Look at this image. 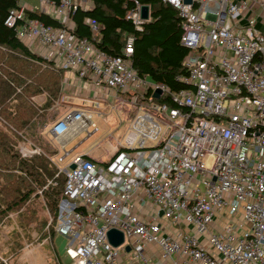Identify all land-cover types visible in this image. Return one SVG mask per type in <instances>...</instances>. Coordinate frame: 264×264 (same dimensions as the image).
<instances>
[{"label": "built area", "instance_id": "2783aa9c", "mask_svg": "<svg viewBox=\"0 0 264 264\" xmlns=\"http://www.w3.org/2000/svg\"><path fill=\"white\" fill-rule=\"evenodd\" d=\"M34 1L6 20L17 37L83 84L110 89L92 108L122 103L133 113L106 161L69 160L62 144L61 154L47 155L64 186L46 238L52 227L65 240L67 264H264V0H163L178 11L188 49L176 76L185 87L177 91L137 73L132 35L112 55L95 43V20H85L91 39L72 33L71 15L90 1ZM143 5L136 1L126 14L138 32L150 19L141 17ZM25 9L63 26L28 18ZM92 108L55 120L53 138L86 130ZM18 151L41 153L24 145ZM113 227L124 234L117 247L107 238ZM130 254L135 261H127Z\"/></svg>", "mask_w": 264, "mask_h": 264}, {"label": "trees", "instance_id": "16d2710c", "mask_svg": "<svg viewBox=\"0 0 264 264\" xmlns=\"http://www.w3.org/2000/svg\"><path fill=\"white\" fill-rule=\"evenodd\" d=\"M20 1L0 0V224L7 213L19 211L25 201L27 203L33 194L36 196L38 189H42L45 204L55 220L64 186V175L60 173L56 176L57 169L47 157L53 154L47 152L48 145L40 146L47 153L46 157L41 154L24 157L16 148L21 135L35 137L40 133L39 128L48 117L34 109L37 105L33 97L46 93L45 104L52 105L60 92L61 74L60 69L33 53L17 37L15 26L6 23L11 12L20 8ZM88 1L92 4L91 8H78L71 15L72 27L69 29L74 35L91 39V30L85 20H95L100 25L95 43L112 55L122 54L126 37L132 35L133 52L130 58L139 75L165 84L172 91L185 87L176 79L184 72L182 62L188 52L181 44L182 19L176 8L163 0ZM136 1L150 8V19L144 23L142 32L136 31L126 18L127 12L136 7ZM25 13L28 18L39 19L46 25L63 26L46 14L28 9ZM13 158L16 160L15 167L2 168ZM48 180H56L57 185L44 187ZM42 229L43 236H46L44 227ZM50 233L52 239L55 233Z\"/></svg>", "mask_w": 264, "mask_h": 264}, {"label": "rangeland", "instance_id": "374dc122", "mask_svg": "<svg viewBox=\"0 0 264 264\" xmlns=\"http://www.w3.org/2000/svg\"><path fill=\"white\" fill-rule=\"evenodd\" d=\"M69 27H72L71 22H69ZM35 54L37 53L35 52ZM44 94L47 97V94ZM58 97L59 95L56 97V100ZM54 102L50 106H46V100L41 105L35 102L37 106H35L34 109L38 113H44L47 117L54 118L58 114L54 108H52V106L56 103ZM90 111L93 113V116L90 119L87 129L82 130L79 136L82 138L84 136L87 137L86 142L89 144L91 143L93 146L92 150L94 149V151H92V153L94 157L100 161H106L112 154L116 141L121 140L122 135L133 117V113L128 106L122 103H117L115 106L105 103V105L100 106V108H92ZM42 132H44V130ZM25 137H27V135H25ZM29 140L35 143V145H38L33 138ZM20 141L28 142V140L23 138H21ZM20 141L18 142L20 143ZM18 146L19 144H16L17 149ZM32 147H35L34 144H32ZM40 150L41 155H46L41 148ZM35 154L37 153L32 155ZM14 161L16 160L13 158L12 162L2 165V168L15 167L14 164H16V162ZM15 174L21 175L17 172H15ZM48 185L56 186L57 181L53 180L52 183ZM39 191L40 189L36 191L37 193L35 192L36 196L33 194L27 203L25 201L23 203V207H21L19 211H11L10 213H7L6 217L2 221L3 223L0 224L1 263L67 264L70 262V259H68L65 263V261L63 262V260H60L58 257V255L63 259L68 257L66 252V243L63 238L56 236L54 238L52 237L53 239H47L46 236L48 234L43 236L44 233L42 228L44 227V230H46L45 224L50 219V216L53 217V215L45 204L46 202L43 192L39 193ZM54 223L55 221H52L53 225ZM51 231H54L52 227L50 229V232ZM56 256L57 260H55ZM130 256L131 258L127 259V261H135L131 254Z\"/></svg>", "mask_w": 264, "mask_h": 264}, {"label": "crops", "instance_id": "0c3cea01", "mask_svg": "<svg viewBox=\"0 0 264 264\" xmlns=\"http://www.w3.org/2000/svg\"><path fill=\"white\" fill-rule=\"evenodd\" d=\"M20 4L25 6L26 8H30L33 5L36 4V1L34 0H21ZM92 6V5H91ZM29 47V45L27 46ZM30 48V47H29ZM55 67V66H54ZM58 68V67H56ZM61 70V74H60V87H59V97L57 100H55V105L52 106V108H54V110L58 113L57 116L53 117H48V119L43 123V125L41 126V128H39V134L36 135L35 137L32 136H28L25 137L24 135H21V138L28 140V142H23L20 141L17 142V144L19 145H24L26 146L27 149H33L32 144H34L35 147L40 148L41 145H48V152L53 153L52 155H59L61 154V151L59 149V145H63L65 150H67L69 152L68 155V159L71 160L72 158L78 156V155H91L93 156L92 151H94V149L92 150V144L87 143V137L84 136L83 138L80 137V133L82 131H78L77 129L70 131L66 134H64L63 136H61L59 139H55L53 138L52 134L50 133L49 129L52 125V123L61 118L67 111L70 110H77V109H81V108H90L92 107L93 102L99 100V99H103L105 97H101L102 94H106L109 95L111 92L110 89L107 88H101L98 87L92 83H85L83 84L82 81H80L75 72L69 69H63V68H58ZM46 100V95L44 93L39 94L35 97H33V101L38 103L39 105H41L42 103H44ZM44 130V132H42ZM42 137L43 139H39L38 137ZM33 138V140H35L38 145L35 143H33L31 139ZM32 142V144H31ZM91 145V146H90ZM44 154L47 155V153L44 152ZM51 155V156H52ZM60 237L58 235H54V237ZM52 238V239H53ZM148 250L150 253L153 254V258L156 259L158 252L156 249L155 245H150L148 247ZM60 260H63V262L65 261V263L67 262V260L69 259V257H65L64 259L62 257H60L58 255ZM58 259V261H59ZM57 260V256L56 259ZM57 264V263H55ZM162 264H170V261H165Z\"/></svg>", "mask_w": 264, "mask_h": 264}, {"label": "water", "instance_id": "95a60500", "mask_svg": "<svg viewBox=\"0 0 264 264\" xmlns=\"http://www.w3.org/2000/svg\"><path fill=\"white\" fill-rule=\"evenodd\" d=\"M186 3H189L190 0H185ZM149 6L148 5H143L141 7V17L144 18V19H148L149 18V14H150V11H149ZM161 94V90L159 88H157L155 90V92L153 93L154 97H159ZM75 167V164H71L70 165V168H74ZM160 214H162V211L160 212ZM107 238H108V241L109 243L114 246V247H117V246H120L123 242H124V234L121 230L117 229V228H110L107 232ZM125 249L127 251L130 250V247L129 245H126L125 246Z\"/></svg>", "mask_w": 264, "mask_h": 264}]
</instances>
